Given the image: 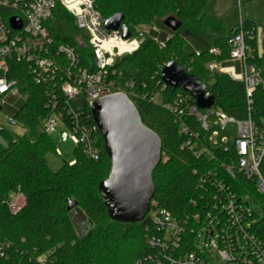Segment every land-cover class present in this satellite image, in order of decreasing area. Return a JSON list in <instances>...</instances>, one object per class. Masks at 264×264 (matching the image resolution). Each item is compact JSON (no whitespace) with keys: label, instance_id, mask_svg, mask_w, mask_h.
<instances>
[{"label":"trees","instance_id":"obj_1","mask_svg":"<svg viewBox=\"0 0 264 264\" xmlns=\"http://www.w3.org/2000/svg\"><path fill=\"white\" fill-rule=\"evenodd\" d=\"M209 1L97 0L94 5L105 21L122 14L123 23L132 34L137 28L156 24L165 35H170L167 39L163 34L161 40H156L155 34L146 35L137 51L115 60L104 80L115 87L130 85L135 94L130 100L142 122L161 138L162 160L153 172L155 192L151 210H165L177 219L193 213L191 199L200 205L204 202L201 195L208 198L205 188L200 187L203 179L207 182L215 179L208 177V173H217L218 179L238 196L251 197L264 213V196L257 192L255 180L238 171L231 177L221 167L237 164L235 151L212 148L206 142V132L189 111L196 106L195 100L182 88L165 86L161 80L162 69L174 61L207 86L215 97L213 109L238 121L250 118L257 127H262L264 84L256 88L248 104L242 81L208 67L211 61L229 60L233 38L243 33L248 48L247 63L260 71L264 82V61L257 50V33L262 25L247 17L227 31L219 18L204 12ZM168 18L182 23V27L172 32L163 24ZM46 25L55 47L74 48L80 56L79 67L96 72L87 35L77 29L72 15L61 4ZM212 49L219 53H211ZM8 78L28 97L6 113L27 132L17 138L7 128H0V264H40L38 258L43 255L47 256L48 264H156L158 260L166 264L161 249L150 244V239L158 234L149 215L143 222L132 224L109 218L98 186L108 177L111 162L99 131L95 138L100 148L98 161L89 159L77 147L74 163L65 164L56 172L44 161V155L54 151V143L39 132V119L54 110L63 112L68 122L59 86L65 75L57 77L55 109L51 105L52 91L33 82L29 65L13 64ZM82 112L83 121L94 125L91 109L84 107ZM203 147L210 155L199 151ZM260 171L264 177V161ZM13 194L18 195L17 214L8 207ZM67 200L76 201L81 208L89 228L86 234L77 233L71 211H67ZM254 216L255 233L264 241V216ZM192 239L190 234L183 236L172 253L175 259L193 251Z\"/></svg>","mask_w":264,"mask_h":264},{"label":"built area","instance_id":"obj_2","mask_svg":"<svg viewBox=\"0 0 264 264\" xmlns=\"http://www.w3.org/2000/svg\"><path fill=\"white\" fill-rule=\"evenodd\" d=\"M96 1L0 0V111L11 102L15 103H11L12 107H16L19 101L24 102L28 97L27 94L20 92L15 81L8 78L13 64L29 65L33 82L50 88L53 109L58 103L55 93L57 77L64 74L66 79L62 80L59 86L65 101L68 122L64 120L63 112L52 110L51 113L40 117L38 130L46 136L59 132L62 139L65 135V140H72L75 146L93 161L100 158V148L95 139L99 130L96 124L91 125L83 121L85 116L82 109L84 107L91 109L95 101L109 95L123 93L129 98L135 95L128 84L125 87L107 84L104 80L105 74L117 58L137 51L149 29L154 28L153 25L137 28L135 33H131V37L125 40L120 31L105 29V20L94 7ZM58 4L72 15L77 29L87 35L96 60V72L79 67L80 56L74 48L68 45L54 46L46 24ZM13 18L19 19L22 24L18 31L10 27V20ZM210 52L219 53L215 49ZM247 52L243 33H239L232 40L230 59L241 63V74H236L234 68L224 71L217 63L209 64L208 67L242 81L246 86L250 104L256 88L264 82L260 71L248 65ZM189 111L197 118L206 133L213 125L210 119L214 116L218 120L216 124L222 128L229 123L237 126V136L230 146L226 145L230 143L226 138L221 143L212 138L213 145L207 140L206 142L212 148L226 152L235 151L237 164L235 166L223 164L221 167L231 177L238 171L248 179H254L257 192L264 196V177L260 171V165L264 161V120L262 127L259 128L250 118L238 121L213 108L201 113L194 106ZM6 117L10 123L17 124L11 115L6 113ZM214 136H218L217 132ZM199 151L210 155L209 150L204 147ZM73 163L74 161L70 165ZM207 176L215 177L208 182L207 179L202 180L200 187L205 188L208 198L201 195V200L204 201L201 203L202 206L197 200L191 199L190 203L195 208L193 213L177 219L165 210L150 209L147 215L158 234L150 239L151 246L161 249L166 264H218L214 252L218 253L221 264H264V241L255 233L257 219L254 216L255 214L264 216L261 205L249 196L240 197L231 191L226 183L218 179L217 173H208ZM207 183L210 187H207ZM8 207L13 214L20 211L16 197L10 198ZM186 234L193 236V251L175 259L172 253L178 249ZM38 261L40 264H48L46 255L39 257ZM156 264L163 262L158 260Z\"/></svg>","mask_w":264,"mask_h":264},{"label":"water","instance_id":"obj_3","mask_svg":"<svg viewBox=\"0 0 264 264\" xmlns=\"http://www.w3.org/2000/svg\"><path fill=\"white\" fill-rule=\"evenodd\" d=\"M123 21L124 16L116 14L104 22V27L107 31H120L126 40L131 37V31ZM163 24L172 32L182 27V23L173 18L166 19ZM10 27L18 31L22 24L13 18ZM161 80L165 86L182 88L195 100L199 110L208 111L215 104V97L208 92L207 86L174 61L162 69ZM91 114L111 162L108 177L98 186L108 216L118 223L143 222L154 197L153 172L162 160V140L144 125L136 106L123 93L95 101ZM67 205V211H72L78 203L67 200Z\"/></svg>","mask_w":264,"mask_h":264},{"label":"rangeland","instance_id":"obj_4","mask_svg":"<svg viewBox=\"0 0 264 264\" xmlns=\"http://www.w3.org/2000/svg\"><path fill=\"white\" fill-rule=\"evenodd\" d=\"M204 12L206 14L214 15L219 19H221L227 31H230L233 27L238 25L241 19H245L247 17H251L257 20L258 22L261 23L262 26H264V0H210ZM154 26L155 29L157 30L159 29L162 32L164 31L162 28L157 27L158 25L153 24V27ZM69 31L71 30L69 29ZM260 32H261V28H260ZM72 33L74 34V32ZM213 63H216V61H211L209 64L211 65ZM227 63L228 62L226 61L222 64L228 65ZM239 64L240 63L237 62L236 66L239 67ZM238 71L240 73L242 72V70L239 68ZM11 103L15 104L14 102ZM11 103L7 104V106L4 107L3 111H0V127L7 128L17 138H21L25 135L27 129H25V127L19 124L10 123L6 117V112L8 110H12L15 108L12 107ZM212 120L213 118L210 119V122L213 123L214 125H212V127L206 133L207 142H211L213 145L214 143L211 141L212 138L213 140H216L218 143H221V141L224 138H226L230 142L226 145L230 146L234 138L237 136V132H238L237 126L235 124L229 123L225 128H222L221 126L215 124L214 123L215 121ZM216 132L218 136H214ZM49 137L54 143V151L46 153L44 155V161L47 163V165L52 171L56 172L59 169H61L65 164H71L74 161L75 159L74 152L76 150V146L74 142L70 139L63 140L59 132ZM214 146L216 147V145ZM12 196L17 197L18 195L13 194ZM252 206L254 207V204H252ZM71 217L75 224L77 233L79 235H84L89 231L88 224L81 211V208L80 209L78 207L74 208L71 211ZM214 257L217 263L221 264L218 253L214 252Z\"/></svg>","mask_w":264,"mask_h":264},{"label":"crops","instance_id":"obj_5","mask_svg":"<svg viewBox=\"0 0 264 264\" xmlns=\"http://www.w3.org/2000/svg\"><path fill=\"white\" fill-rule=\"evenodd\" d=\"M218 18V17H217ZM221 20V19H220ZM222 21V20H221ZM155 25V24H154ZM157 27H159V26H157ZM260 28H261V32H260ZM259 29H258V33H257V50H258V55L260 56V57H262V59H263V61H264V28H262V27H260ZM156 35L155 37H156V39H158V40H161L162 39V37H163V32L162 31H160L159 29L157 30V29H155V26H154V28H152V29H149V32H148V35ZM165 35V34H164ZM166 36V38L168 39L169 37H170V35L168 34V35H165ZM226 62V61H225ZM227 64L228 65H223L222 63H217L220 67H221V69H223L224 71H227V70H229V69H231V68H234L235 69V73L236 74H241L239 71H238V68L239 69H241L242 70V65H240L239 64V67L238 66H236V64H237V62L238 61H233V60H231V59H229V60H227ZM224 63V62H223ZM236 63V64H235ZM238 67V68H237ZM212 121H215L214 123L216 124L217 122H218V120H217V118H214L213 117V120ZM214 125V124H213Z\"/></svg>","mask_w":264,"mask_h":264},{"label":"bare ground","instance_id":"obj_6","mask_svg":"<svg viewBox=\"0 0 264 264\" xmlns=\"http://www.w3.org/2000/svg\"><path fill=\"white\" fill-rule=\"evenodd\" d=\"M194 118V117H193Z\"/></svg>","mask_w":264,"mask_h":264}]
</instances>
